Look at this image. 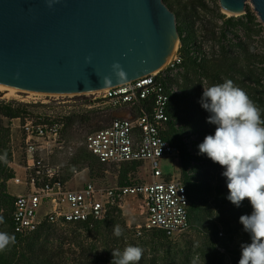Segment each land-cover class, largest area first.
I'll use <instances>...</instances> for the list:
<instances>
[{"label": "trees", "instance_id": "obj_1", "mask_svg": "<svg viewBox=\"0 0 264 264\" xmlns=\"http://www.w3.org/2000/svg\"><path fill=\"white\" fill-rule=\"evenodd\" d=\"M165 4L174 13L172 7L166 2ZM199 7L207 8L202 0H189L190 14H184L183 18H179V23H176L180 40L179 50L185 56V60L182 64L183 72L176 79L179 91L177 94L170 95L167 105L166 111L170 121L166 130L161 133L163 138L176 146L180 152L178 169L189 199L188 217L194 238L184 247H178L172 244L170 237L159 230L144 231L141 236H136L135 227L126 226L121 210L111 211L103 220L65 224V226L77 225L85 229L84 239L90 240V243L85 245L78 244L80 237L77 239L73 234L69 238L63 237L58 228L61 226L58 225L43 223L33 233L27 235L15 233L11 215L12 203L17 193L10 194L7 191V185H11L9 181L15 176V171L9 166L12 162L8 145L10 124L13 119H19L22 122L25 119L38 121L42 118L44 122H48V118L40 114L33 116L24 106L1 103L0 223L5 224V232L14 235L15 243L0 252V264H111L112 250L122 251L129 244L140 246L144 250L138 264H238L241 244L250 243V236L244 232L239 218L241 215L250 214L252 208L247 199L241 203L240 207L227 199L229 194L227 181L222 176L224 169L205 154L199 153L198 145L203 142L206 135L215 132V125L207 122L209 113L202 108L200 100L203 87L231 79L258 107L264 110V87L260 85L262 78H258L255 71L251 69L256 55L250 44L252 36L259 33L261 29L256 27L255 14L249 9L240 19L227 18L224 22L226 27L223 30L220 29L219 35L212 39L218 37L225 39L227 35L237 38L229 26L233 28L239 26L244 31L247 41H239L231 46L229 52H222L215 58L196 62L188 57L189 48L194 46L199 38H204L200 37L199 33L204 36L215 33L214 27L210 30L206 26H201L199 29L194 27V12H197ZM252 82H256V85L253 86ZM145 106L146 101H142L134 107L133 112L139 113ZM110 111L113 112L110 109L83 110L62 115L54 121L63 124L60 132L62 136L72 132L75 127H93L91 131H94L108 126L115 119ZM262 118H264V111H262ZM3 119L6 121L4 122ZM185 133H195L200 137L195 148V155L188 153L181 142L180 137ZM107 166L118 168L116 184L125 186L134 183L132 175L137 172L141 163L119 165L103 163L84 146L76 159L66 167L65 179H68L75 168H80L88 171L91 181L93 177L96 179L102 177L108 169ZM116 225H119L123 231L120 237L114 235ZM146 233L151 236V240L156 245H160V251L154 253L145 246L144 242L142 245L139 244V238ZM219 233L222 235L219 236ZM220 249H223L224 253L220 252Z\"/></svg>", "mask_w": 264, "mask_h": 264}, {"label": "built area", "instance_id": "obj_2", "mask_svg": "<svg viewBox=\"0 0 264 264\" xmlns=\"http://www.w3.org/2000/svg\"><path fill=\"white\" fill-rule=\"evenodd\" d=\"M255 17L256 27L264 28L256 14ZM229 29L237 38L231 35H227L225 39L199 38L189 48L188 57L201 62L203 59L215 58L222 52H229L231 46L239 41H247L241 27L229 26ZM263 33L260 31L255 34L250 41L253 53L261 58L254 62V67L262 74V87ZM179 49L180 44L174 58L163 69L122 85L89 92L87 97L92 103L75 106L84 110L107 107L113 111H124L125 117L115 118L108 126L86 134L84 146L103 163L119 165L148 162L150 182L120 186L89 181L79 189H68L63 170L48 166L36 156L49 142L56 143L63 124L50 116H45L48 122H44L42 118L38 121L25 119L22 122L13 119L20 121L25 151L24 163L20 165L23 175L15 172V176L9 181L14 186L24 188L22 192L15 194L12 203L11 223L15 233H33L43 223L64 226L103 220L113 210L123 211L128 200L136 203L139 214L144 217L142 224L135 228L136 236H141L144 231L159 230L166 236L173 237L190 228L189 199L184 184L179 177L164 175L158 165L161 158H172L179 162L180 157L179 149L161 135L170 121L166 111L169 97L178 93L176 79L183 72L185 56ZM255 83L252 82V85H256ZM95 101L97 104H94ZM142 101H146V106L139 113H134V107ZM180 139L188 153L195 155L200 137L195 133H185ZM38 140L43 143L39 144ZM220 252L224 253V250L220 249Z\"/></svg>", "mask_w": 264, "mask_h": 264}, {"label": "water", "instance_id": "obj_3", "mask_svg": "<svg viewBox=\"0 0 264 264\" xmlns=\"http://www.w3.org/2000/svg\"><path fill=\"white\" fill-rule=\"evenodd\" d=\"M218 1L245 14L247 0ZM249 1L264 26V0ZM177 41L175 14L163 0H0V85L100 91L157 71Z\"/></svg>", "mask_w": 264, "mask_h": 264}, {"label": "clouds", "instance_id": "obj_4", "mask_svg": "<svg viewBox=\"0 0 264 264\" xmlns=\"http://www.w3.org/2000/svg\"><path fill=\"white\" fill-rule=\"evenodd\" d=\"M114 68L119 69V65ZM118 75L126 74L120 70ZM200 103L215 132L198 145L199 153L224 169L227 199L237 207L247 199L252 208L250 214L239 218L250 243L241 244L238 264H264V110L231 79L203 87ZM114 235H123L119 225L114 227ZM14 243V235L0 231V252ZM143 252L131 244L122 251L112 250L111 264H138Z\"/></svg>", "mask_w": 264, "mask_h": 264}, {"label": "rangeland", "instance_id": "obj_5", "mask_svg": "<svg viewBox=\"0 0 264 264\" xmlns=\"http://www.w3.org/2000/svg\"><path fill=\"white\" fill-rule=\"evenodd\" d=\"M167 4H169L175 13L176 23H179V18H183L184 14H190L189 12V0H164ZM207 8L199 7L197 8V12H194L195 21L194 27L199 29L201 26H206L207 29H212L214 27L213 32L214 34L203 35L199 33V36L204 37L205 39L212 40V38L217 37L220 32V29H224L226 25L224 22L227 20L228 17L225 15L221 8L219 7L218 0H202ZM164 2V3H165ZM180 3V4H179ZM166 5V4H165ZM205 9V10H204ZM250 10L254 13L252 5L247 4L245 5V13L247 10ZM255 14V13H254ZM180 15V17H179ZM242 15L239 16H231L233 18L240 19ZM181 21V20H180ZM229 26V25H228ZM261 31L264 32V28H260ZM221 30V31H222ZM200 32V31H199ZM212 32V33H213ZM264 34V33H263ZM264 52V40L261 43ZM261 58L255 57L254 62L259 61ZM254 62L251 64V69H253L258 76V78L262 75L254 67ZM88 93L85 94H69V95H41V94H31L27 92H19L16 94L15 98H3L0 96V104L1 103H8L13 106H24V108L33 116L36 114H41L43 116H50L51 119L56 120L62 115L70 114L73 112H81L84 109H77L75 106L83 105V104H90L92 101L89 97H87ZM94 104H97L95 101ZM104 110L109 108L104 107ZM108 112V111H106ZM112 117L119 118V116L125 115L124 112L118 113L114 111H110ZM5 122L6 120L3 119ZM93 127H82L78 128L75 127L72 132H68L63 136L60 135L56 143L49 142L48 146L45 148L40 149L37 153V157L42 159L45 164L50 167L60 168L63 170V174L65 176L66 167L78 156L79 152L84 148V138L89 131L92 130ZM38 143H43L42 140H38ZM9 148L12 155V162L9 166L16 172V174L23 175V171L20 168V165L23 164L25 151L22 145V132L20 130V121L13 120L12 124H10V138H9ZM159 168L164 175L171 174L175 178H180V173L178 169V162L172 158H161L158 162ZM107 171L104 172L102 177H93V182L96 184L101 185H115L118 179V168L107 166ZM75 171V172H74ZM66 187L68 189L74 190L81 188L85 183L90 181L88 176V171L85 169L75 168L68 179H66ZM91 180V181H92ZM132 180L134 183H141V182H150L151 175H150V165L148 162H144L141 166L137 169V172L132 175ZM22 186L18 185H7V191L10 194H15L18 192L23 191ZM122 219L125 220L127 227H135L137 225L142 224L144 221V217L139 214L136 203L132 202V200L127 201L126 208L121 213ZM6 228L5 224L0 223V231H4ZM63 234V237L69 238L72 234L75 238L80 239L77 241L78 244H88L90 240L87 241L84 239L86 236V231L81 226L77 225H68V226H61L58 227ZM193 231L191 227L182 234H177L173 237H170V241L175 246H185L187 242L193 239ZM83 241V242H80ZM139 244L142 245V242L145 243V246L149 248L151 252L156 253L157 251L161 250L160 245H156L153 240H151V236L149 234L143 235L139 238ZM141 242V243H140ZM188 245V244H187ZM144 246V247H145ZM160 247V248H159ZM162 248H164L162 246Z\"/></svg>", "mask_w": 264, "mask_h": 264}, {"label": "bare ground", "instance_id": "obj_6", "mask_svg": "<svg viewBox=\"0 0 264 264\" xmlns=\"http://www.w3.org/2000/svg\"><path fill=\"white\" fill-rule=\"evenodd\" d=\"M247 4H250V1L247 0L246 2ZM222 12L227 15L228 17H231V16H239L240 14H232V13H229L225 10H222ZM179 47V42L177 41L173 50H172V54H171V60L174 58L175 56V52L177 50V48ZM169 63V60H167L160 69L158 70H161L163 69L167 64ZM19 92H27V93H31V94H41V95H47V94H44V93H36V92H28V91H23V90H20V89H17V88H14V87H9V86H5V85H0V96H2L3 98H15L16 97V94L19 93ZM50 95H58V94H50ZM60 95V94H59ZM62 95H65V94H62Z\"/></svg>", "mask_w": 264, "mask_h": 264}]
</instances>
